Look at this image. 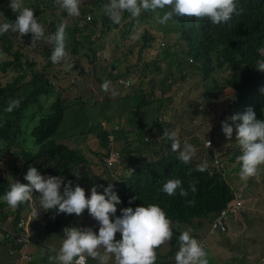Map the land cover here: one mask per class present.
<instances>
[{"label":"trees","instance_id":"16d2710c","mask_svg":"<svg viewBox=\"0 0 264 264\" xmlns=\"http://www.w3.org/2000/svg\"><path fill=\"white\" fill-rule=\"evenodd\" d=\"M79 2H82L78 5L80 14L73 17L69 26L62 20L61 16L69 14L60 6L59 0H23L24 6L33 9L36 19L45 9L61 11V16L56 14L47 23L46 31L49 35L54 34L56 28L63 24L65 50L72 56L79 55L80 47L95 44L93 36L97 34L99 25L102 28L99 31L100 39L114 28L122 26V37L129 40L133 39L138 26L153 24L155 18V14L150 11H142L137 17L124 11L119 22L100 21L92 5L99 4V8H103L107 0H93L92 5L86 0ZM0 13L4 16L0 22L15 19L16 14L7 7V0H0ZM167 23L166 37L161 39L164 43L160 53L153 60L137 62L130 69L139 78L134 93L116 100L108 97L100 104L85 96L70 99L64 94L68 88L59 83L60 74L52 69L54 63L49 59L53 44L49 41L48 46L43 45L48 49L43 47L44 52L35 53L46 59L45 66L38 69L39 58H30L29 52H23L30 39L16 32L15 35L22 37L25 44L20 46L8 43L0 51V74L10 71L18 73L17 77L0 88V194L7 190L13 180L27 183L23 176L29 166H35L43 175H63L72 179L85 189L87 197L92 185L81 169L82 164L87 161L79 156L77 149L64 143V140L75 135L76 139L80 136H93L98 140L100 148L106 150L107 139L111 135L121 147L119 162L106 166V151L100 162L103 176L94 173L90 178H100L99 181L104 186L108 183L114 185L121 199L117 214L120 207L128 206L129 197H136L133 206L155 203L165 211L171 222L170 226H175L173 232L177 241L180 233L188 232L198 242V233L204 228V220H210L209 233L213 230V221L234 197L235 186L232 181L230 183L227 180V172L222 166L236 165L237 162V169H240V162L237 160L240 149L235 141V125L231 120H226V117L242 113L250 106L257 118L264 119V93L260 91L264 87V72L255 68L259 62H264V0H238L235 15L224 25L211 24L206 18L175 16ZM159 29L162 27L159 26ZM172 34L175 36L174 46L167 43ZM134 40L127 52L134 54L138 47V60L142 61L143 51L152 47L156 37L143 28L139 37ZM173 47L176 49L172 50ZM14 48L16 51L12 53ZM91 51L95 55L97 48ZM4 54L9 56L7 60L2 57ZM115 63L117 62H112ZM104 71L105 79L99 78L101 86L105 82L110 85V96H114L113 91H117L113 84L121 80V75L113 74L110 68L109 72L106 69ZM189 77L200 80L202 96L199 106L190 111L183 108L180 112L174 108L176 113L174 116L170 114L171 118L165 124L163 118L169 113L164 109V98L155 97L156 90L160 89L164 93L173 87L175 78L181 83ZM28 78L30 79L27 80ZM144 78L147 79L146 82L143 81ZM54 94L55 101L50 107L51 111L44 113L31 130L34 148H24L18 138L24 133L23 125L29 118V112L35 107L41 110V99ZM218 108L221 109L220 112L217 111ZM211 109L216 110L212 126L207 122V110ZM123 118L130 121V130L121 127L119 121ZM116 120L119 129L107 128L101 124ZM221 122L233 126L230 139H225L221 134ZM203 129H209L208 133L212 135L208 137L213 142L217 136L223 137V144L214 142L219 148L217 152L206 148L202 142L204 139L198 137L199 131ZM173 132L181 146L187 141L196 149L193 159L187 163L178 159L179 149L176 152L170 150L168 134ZM218 158L220 161L216 164ZM201 162H205L204 173L195 171ZM75 171L79 173L78 180L73 176L72 172ZM169 178H179L181 181L180 187L170 196L161 191L162 183ZM255 179L251 178L250 182L254 184ZM181 189L184 195L180 194ZM38 200V193L35 191L34 208L38 207ZM29 209L30 202L18 204L15 209L0 202V225L7 224L6 232L24 234L23 227L19 228V225L25 221L23 214ZM244 213L245 211L241 212V218ZM82 216L93 220L86 209L80 217ZM80 217L62 212L55 214L38 211L37 216L30 220V242L39 237L42 239L60 234L63 227L75 224ZM227 231L228 229L225 232L215 230L213 235L225 234ZM9 242L13 246L10 249L15 251L25 245L16 242L15 238ZM177 248L178 245L172 248L173 257Z\"/></svg>","mask_w":264,"mask_h":264},{"label":"clouds","instance_id":"9594fccd","mask_svg":"<svg viewBox=\"0 0 264 264\" xmlns=\"http://www.w3.org/2000/svg\"><path fill=\"white\" fill-rule=\"evenodd\" d=\"M59 2L69 15L80 14L79 0ZM237 4L238 0H107L103 12L114 23L119 22L124 11L130 13L132 17H137L142 11H150L155 14L156 22L161 25L173 16L206 18L211 24L224 25L235 15ZM7 7L16 14L15 19L0 22V34L11 30L20 36L30 33L31 40L43 38L42 25L33 15V9L24 6L23 0H7ZM3 17V13H0V19ZM64 27L60 24L55 33L48 36V40L53 44L49 56L53 63L66 57ZM139 35V32L135 33L133 39ZM255 68L264 72V62H259ZM119 82L125 87L133 85L129 79ZM101 87H106V82ZM260 91L264 93V87ZM115 94L113 91V95ZM226 120H231L235 125V141L240 149L237 160L240 162L241 179L257 175L259 166L264 165V119L257 118L253 108L249 106L242 113L226 117ZM220 132L225 139H230L233 135V126L221 122ZM168 139L171 151L176 152L179 149L180 161L187 163L193 159L196 149L191 143L184 141L181 146L174 132L168 134ZM211 144L212 141L206 139V146ZM212 148L217 152L216 146L213 145ZM113 163L109 165L112 166ZM215 163L217 164L216 161ZM205 170V162H201L195 168L198 173H204ZM72 173L78 180L79 173L77 171ZM23 179L27 183L13 180L7 190L0 194V202L15 209L18 204L31 202L33 190L38 193V207L34 208L31 204L27 215H23L25 221L21 224L26 223L29 218L31 220L36 217L38 211L55 214L62 212L65 215L80 217L85 209L96 222L95 231L91 226H65L61 229L63 236L55 255L58 264H84V261L87 264L85 255L96 259L98 264H105L108 254L112 255L115 264H155L156 247L173 236L171 222L158 204L142 203L133 206L136 197H129L128 206L120 207L117 214V206L121 204V199L112 183L106 186L92 185L86 197L85 189L72 179L63 175H43L35 166L27 168ZM180 185L179 178H169L162 183L161 191L170 196ZM180 194L184 195L183 189L180 190ZM233 195L232 201L227 204L224 211L235 205L238 196L242 209L236 218L234 216L229 218L226 230L229 223L237 222L241 218V212L245 211L243 192L234 187ZM0 234L10 241L1 225ZM116 234H119V238H116ZM101 248L104 250L103 253L98 251ZM173 260L174 264H209L206 251L188 232H182L178 236V248Z\"/></svg>","mask_w":264,"mask_h":264},{"label":"rangeland","instance_id":"374dc122","mask_svg":"<svg viewBox=\"0 0 264 264\" xmlns=\"http://www.w3.org/2000/svg\"><path fill=\"white\" fill-rule=\"evenodd\" d=\"M86 2L89 3V5H92L93 0H86ZM82 2H79L78 5H80ZM92 7L95 9V14L99 15V20H107L110 19L104 14L103 8H99V4ZM57 12H53L52 9H45V11L41 14V16L37 19V21L42 25L44 29V36L43 38L39 40H31V34H24V38L30 39L28 43L24 46L23 52L24 54L29 52V57H37L39 58L38 63V69H41L46 64V59L43 58V56L35 55V53L38 52H44L43 45L48 46L49 45V32L46 31L47 23L53 20L54 15L61 16V11L56 9ZM55 13V14H54ZM62 20L67 24H72V19L75 16L67 15L65 17L61 16ZM122 16H120L121 18ZM166 24H158L154 18L153 24H145L143 27L142 25L138 26L137 32H141L143 28L147 30L150 34L154 35L156 37V40L153 42V45L150 49H147L143 51L142 53V61L138 60V47L135 48L134 54H128V50L131 48V45L135 42L134 39H123L122 35H124L123 27L120 26L118 28H114L111 30V32H108L107 35H105L103 38L100 39V32L102 28H97V34L93 36V40L95 41V44L93 46L88 47L87 45L79 48V55L72 56L69 53L66 52V57L52 65V69L60 74L61 81L59 83H62V86L64 88H68L66 90V93L70 99H75L80 96H85L93 100V102H96L98 104L102 103L105 99L110 97L112 100H116L122 97H125L127 95L133 94L135 87L137 86V83L139 81L138 75L135 74V72H132L131 67L135 66L137 62H148L154 59L160 51H161V45L163 40L166 37L167 30ZM159 26L162 27V29H159ZM135 32V31H134ZM133 32V33H134ZM136 32V33H137ZM16 32H13L11 30L6 31L2 34H0V51L2 48H4L8 43H15L20 46H23L25 42H23V38L18 37L15 35ZM167 43L171 46H174L175 44V36L172 34L170 38L168 39ZM103 44V45H102ZM42 46V47H41ZM48 49L47 47H45ZM93 48H97L96 54L94 55L91 50ZM176 49L173 47L172 50ZM16 48L13 49L12 53H15ZM107 54V55H106ZM71 56V57H70ZM4 57V60H7L9 56L7 54L2 55ZM112 62H117L115 64H112ZM96 68V71L94 69ZM109 68L111 69L112 73L115 75H121V80L129 79L133 85L131 87H125L120 82L116 81L114 85V90L116 94L114 96H110V93L112 94V90L109 88L110 85L106 83V87L103 89L101 88V80H104V75L106 74L104 69H106L109 72ZM18 73L10 71L7 74H0V88H3L6 86L8 82H11L13 78L17 77ZM144 76V75H143ZM103 78V79H102ZM28 78L27 80H29ZM146 78L143 79V81L146 82ZM198 78H186L181 83H178L177 79L175 78L173 87L171 89L166 90L164 93L160 91V89H157L155 92L156 98H164V109L166 108V111H168L167 115H165V118H163V122L166 124L167 120L171 118L172 114L176 113L174 108H177L178 112L182 111L183 108L187 110H193L195 107L199 106V101L202 96V89H201V83L200 80L198 82ZM105 84V83H104ZM149 88V86H148ZM63 94V95H64ZM55 101V94L50 95L47 97H44L41 99L42 109L39 110L38 108H33L29 112V118L26 119L24 125H23V131L24 133L20 135L19 142H21V145L24 146L26 149H32L34 148L33 138L30 135L32 128L37 125L39 119L42 117V115L46 112H50L51 105ZM153 104L156 105V102L153 101ZM221 109H217L218 112H220ZM112 112V110L110 109ZM182 113V112H181ZM213 118H216V110L211 109L207 110V122H210V126H212ZM202 119V116L201 118ZM118 121H114L113 123H105L101 122L102 125H105L107 128L113 127L114 129H119L117 126ZM120 122L121 127L130 130L131 124L130 121L126 118H123ZM198 123L195 122L194 125ZM212 128V127H211ZM209 130V129H208ZM208 130L203 129L200 130L198 133V137L202 138V142H204L206 148H212L213 145L215 146V143H221L223 144V137H216L215 143L209 138L211 137V133H208ZM209 135V137H208ZM77 135L73 138H69L67 140H64V143L69 145L73 149H77L79 151V156L81 158H84L87 162L83 163L81 166V169L87 174L88 179L90 180L91 185H101V182L99 181L100 178H90L95 173L96 175L102 177L103 171L100 168V162L103 157H105V152L108 151V157L104 158V164L106 166H110V163H118L119 156H120V148L118 146L117 141L115 138H113L111 135L108 136L107 139V149L103 150L100 148L98 140L93 137H84L80 136L79 139H76ZM206 139L209 141H212L211 146H206ZM117 143V144H116ZM210 144V143H209ZM219 149V148H218ZM212 150H214L212 148ZM218 156V155H217ZM110 157V158H109ZM227 159V158H226ZM1 160V158H0ZM220 159L218 158L216 162L218 163ZM234 163V162H233ZM238 164L236 162L231 166H224V169L227 172V180L231 183H233V186L238 187L242 186H251V189L258 187V190L260 191L261 188H264V166H259V170L257 175L248 177L246 179H241L239 175V169ZM230 178V179H228ZM251 178H256V182L253 184V182H250ZM250 182V183H249ZM35 191L33 190L32 195L34 196ZM33 196L32 200L30 202V205H33ZM260 198L257 200V204L259 206H264V199L261 196H264V192L259 193ZM12 211V210H11ZM27 212V210H26ZM25 212V214H27ZM82 219V218H81ZM89 222L86 226L93 227V230L95 231L96 228V222L91 221L88 219ZM11 222V219H9ZM210 220H204V228L201 229V231L198 233L200 236V239L198 243L202 247V240L204 238V233L208 232L210 228ZM30 222L27 220L26 226L29 231L30 237H32V232L30 230ZM69 226H74L72 223ZM1 227H3L5 230L8 229L7 224H1ZM173 230L175 226H170ZM212 235V231L210 232ZM63 236V232L53 234L52 238H55L57 245L60 246V242ZM116 238H119V234H116ZM178 245L177 238L173 236L169 239L164 241L161 245L157 246L155 249L156 253V261L155 264H174L173 255H172V248L174 246ZM59 247L57 248V250ZM100 253H103V249H98ZM23 252V251H22ZM24 255V252H23ZM110 255V254H108ZM26 258V255L24 256ZM28 257V256H27ZM29 258V257H28ZM31 258V257H30ZM92 261H97L96 259L92 258ZM98 262V261H97ZM105 264H110L107 261Z\"/></svg>","mask_w":264,"mask_h":264},{"label":"crops","instance_id":"0c3cea01","mask_svg":"<svg viewBox=\"0 0 264 264\" xmlns=\"http://www.w3.org/2000/svg\"><path fill=\"white\" fill-rule=\"evenodd\" d=\"M240 190L244 195V216L237 222L229 223L225 234L211 235L209 230L204 233L202 248L207 253L209 264H264V206L257 204L259 193L264 192V188L259 191L258 187L251 189V186L242 184ZM261 197L264 199V196ZM88 219L82 216L73 225L86 226ZM52 236L31 240L15 251L10 249V242L0 234V264H58L55 255L59 245ZM85 257L87 264H98L87 255ZM107 262L115 264L111 254Z\"/></svg>","mask_w":264,"mask_h":264},{"label":"built area","instance_id":"2783aa9c","mask_svg":"<svg viewBox=\"0 0 264 264\" xmlns=\"http://www.w3.org/2000/svg\"><path fill=\"white\" fill-rule=\"evenodd\" d=\"M241 209H242V203L240 201V196H238L236 198L235 205L232 207H228L226 211L221 212V214L213 221L212 233L215 230H221V231L225 232L226 231V224H227V221L229 220V218L231 216H234L236 218L238 212L241 211ZM29 220H30V218H29ZM26 223L20 225V228L23 227L24 234H22V232H21V233L16 235L12 231H7L6 232L7 238L10 240H13V238H15L16 242L27 244L30 241V234H29V231L27 229ZM26 259H29V258L26 256ZM84 264H85V261H84Z\"/></svg>","mask_w":264,"mask_h":264},{"label":"water","instance_id":"95a60500","mask_svg":"<svg viewBox=\"0 0 264 264\" xmlns=\"http://www.w3.org/2000/svg\"><path fill=\"white\" fill-rule=\"evenodd\" d=\"M107 55V54H106Z\"/></svg>","mask_w":264,"mask_h":264}]
</instances>
